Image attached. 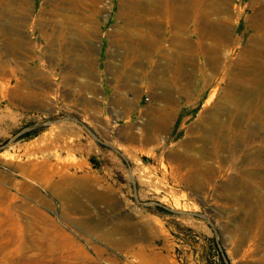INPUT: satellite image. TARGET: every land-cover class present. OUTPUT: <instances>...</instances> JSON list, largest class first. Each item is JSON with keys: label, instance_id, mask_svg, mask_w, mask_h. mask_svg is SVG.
Returning <instances> with one entry per match:
<instances>
[{"label": "rangeland", "instance_id": "374dc122", "mask_svg": "<svg viewBox=\"0 0 264 264\" xmlns=\"http://www.w3.org/2000/svg\"><path fill=\"white\" fill-rule=\"evenodd\" d=\"M263 122L264 0H0V264H264Z\"/></svg>", "mask_w": 264, "mask_h": 264}, {"label": "bare ground", "instance_id": "6f19581e", "mask_svg": "<svg viewBox=\"0 0 264 264\" xmlns=\"http://www.w3.org/2000/svg\"><path fill=\"white\" fill-rule=\"evenodd\" d=\"M163 118V117H162ZM164 119V118H163ZM164 121H158V123H156V127L157 126H159V124H162ZM264 123V122H263ZM241 131V130H240ZM239 131V132H240ZM234 133V132H233ZM245 133V132H244ZM237 134V133H236ZM220 135V137H221V140H218V141H215L218 145H219V142L220 141H222L223 140V138H222V136H221V134H219ZM245 135V134H244ZM235 136V135H234ZM254 136V135H253ZM242 137H244V136H242ZM252 137V136H251ZM219 139V138H218ZM232 139V138H231ZM235 139V138H234ZM244 139V138H243ZM249 139H251V138H249ZM241 140V139H240ZM246 140V139H245ZM252 140V139H251ZM233 141V140H232ZM243 141V140H242ZM247 141V140H246ZM234 143V142H233ZM244 143V142H243ZM247 143V142H246ZM221 144V143H220ZM248 144H249V142H248ZM220 147V146H219ZM252 148V147H251ZM246 150V149H245ZM258 161V160H257ZM260 161V160H259ZM197 170H201V178L202 179H204L205 177L204 176H206V174L207 173H209V170H210V168H209V166L207 165V166H204V167H200L199 169H198V166L196 167V169L195 170H193V171H189V173L187 174V175H185V177H184V180H187V181H189V182H193V181H195L199 176L197 175V173H196V171ZM262 211H264L263 209H262ZM262 226V225H261Z\"/></svg>", "mask_w": 264, "mask_h": 264}, {"label": "trees", "instance_id": "16d2710c", "mask_svg": "<svg viewBox=\"0 0 264 264\" xmlns=\"http://www.w3.org/2000/svg\"><path fill=\"white\" fill-rule=\"evenodd\" d=\"M32 125L30 126V128H28L27 130L21 132L17 137L19 139H23V140H28L31 139L32 137L36 136L40 131L43 130V128H45L44 125L42 124H36L33 125L32 123L29 124ZM28 125V126H29ZM159 208L161 209L162 213H167V212H171V210L168 207H164V206H159Z\"/></svg>", "mask_w": 264, "mask_h": 264}, {"label": "crops", "instance_id": "0c3cea01", "mask_svg": "<svg viewBox=\"0 0 264 264\" xmlns=\"http://www.w3.org/2000/svg\"><path fill=\"white\" fill-rule=\"evenodd\" d=\"M48 123L47 121L45 122V124ZM156 127V126H155Z\"/></svg>", "mask_w": 264, "mask_h": 264}]
</instances>
